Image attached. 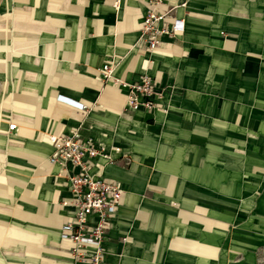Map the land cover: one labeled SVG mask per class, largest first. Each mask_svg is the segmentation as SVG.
Segmentation results:
<instances>
[{"label":"crops","instance_id":"crops-1","mask_svg":"<svg viewBox=\"0 0 264 264\" xmlns=\"http://www.w3.org/2000/svg\"><path fill=\"white\" fill-rule=\"evenodd\" d=\"M89 1L77 0L57 17L44 11L13 17L18 39L26 41L24 52L13 48V73L29 83L22 105L1 97L0 111L28 116L14 120L17 131L9 132L7 122L1 133L7 168L0 170V261L8 250L24 264H72L71 245L61 239L69 216L61 201L70 192L62 167L49 163L55 149L45 133L79 129L118 161L125 154L133 159L130 169L114 163L100 168L103 179L124 190L104 245L106 264H210L226 241L219 221L223 196L241 190L236 147L243 131L250 147L255 131L264 132V119H258L264 113V0H119L117 10L113 0H95L94 9ZM148 10H170V21L182 28L154 51L140 42ZM9 45L0 41L4 90L10 64L3 70L1 59ZM108 63L113 75L106 80ZM142 75L165 90L160 103L167 114L127 112V92L117 81L133 83ZM63 98L84 104L85 115ZM257 165L264 170V158L250 155V173ZM256 208H264V199ZM246 221L252 229L253 216ZM259 239L264 228L234 238L253 251Z\"/></svg>","mask_w":264,"mask_h":264},{"label":"built area","instance_id":"built-area-1","mask_svg":"<svg viewBox=\"0 0 264 264\" xmlns=\"http://www.w3.org/2000/svg\"><path fill=\"white\" fill-rule=\"evenodd\" d=\"M171 11L157 14L148 10L140 23V42L148 51H154L162 43L164 37L176 38L182 28L179 20L171 22ZM106 80L111 79L113 69L111 63L102 70ZM126 89V110L147 112L161 108L160 101L165 91L159 89L158 81L142 75L133 83L117 81ZM85 115L86 107L75 105ZM18 130L15 121L8 126L9 132ZM46 139L54 146L55 152L49 159L50 164L62 167L61 177L70 192V197L61 201L62 207L68 209L69 216L61 227V239L71 245L72 264H106L105 241L111 229L113 219L122 205L124 190L117 181L105 180L101 177L100 168L115 163V158L105 148L98 147L94 140L83 137L79 129L71 134H48ZM115 153L120 149L115 148ZM96 169L97 172L93 173Z\"/></svg>","mask_w":264,"mask_h":264},{"label":"rangeland","instance_id":"rangeland-1","mask_svg":"<svg viewBox=\"0 0 264 264\" xmlns=\"http://www.w3.org/2000/svg\"><path fill=\"white\" fill-rule=\"evenodd\" d=\"M91 4L90 9H94L95 0L89 1ZM161 3L160 1H155ZM79 2L77 0H0V34L3 35V38L0 41H10V45L8 50H6V57H2L1 62L3 66V70L6 69V62L8 61L10 64V81H7L6 89L4 90V81L3 78L0 77V98L3 100H7L10 104L13 102L17 103V105H22L24 102V92L25 87L28 85V81H26L23 77L21 80H16V72L13 73V48L17 49L18 52L25 51V43L26 41H22L18 38H22V35H19L14 29L13 17L18 13H31L44 11L46 16L49 18L57 17L58 11L68 12L72 10V8L77 5ZM119 0H113L112 6L115 10L119 9ZM211 4H216L215 1L211 0ZM212 12V10H210ZM210 12V14H212ZM70 19V18H69ZM221 37H230L232 34L221 32L219 33ZM21 36V37H19ZM63 37L62 34L59 36L50 35L51 39H59ZM175 39V38H174ZM19 63H24L20 58L18 59ZM20 66L15 67L17 70ZM4 75L5 72L1 71ZM14 77V80H13ZM165 91L164 89H162ZM164 100V97L163 99ZM161 100V101H162ZM161 108H157L156 111L167 114L169 112L168 108L163 107L160 103ZM9 110V109H7ZM7 110L2 109L0 111V140L1 133L3 131V127L6 126L7 122L17 121H26L25 113H9ZM129 112V111H127ZM258 119H264V113L258 114ZM254 132V130H253ZM257 133L256 138H252V146H249V137L245 135V132L242 133V141L241 145L237 146V151L241 152L242 155V165L239 171L242 174L241 177V190L239 193L235 194H227L224 195L226 201L223 202L222 208L220 209V213L223 215L219 217V221L224 225L222 229L225 232L226 241L222 243V249L220 255L210 260V264H258L257 262V252L260 247H264V240L259 239L257 242V247L253 251L249 242H237L234 240L236 235L251 233L252 235H256V232L262 230L264 227V208L261 210H254L253 206L256 203L261 202L264 199V170L257 165V167L253 170L255 172L250 173L249 168V156L264 158V132L259 129L255 131ZM49 134V133H45ZM0 149H4L3 145H0ZM126 156L122 158L120 161L115 162L114 164L121 166L125 169H130L133 164V159L129 154H125ZM0 157V170L6 169L5 160L1 161ZM254 162L252 165L254 166ZM251 170V171H252ZM252 204V206L246 207L245 204ZM261 207V206H260ZM249 214V216H253V224L252 229H249L246 226L248 217L244 215ZM18 221L13 218V224ZM113 224V223H112ZM17 225V224H16ZM221 231V232H223ZM120 241L126 242V239L120 238ZM250 241V240H249ZM252 241V240H251ZM20 247V246H19ZM18 250V249H17ZM15 250H13V253ZM252 252L253 261L250 263L247 262V255ZM225 254V256H223ZM4 259L0 261V264H24V260L20 257H14L13 254L9 255V251H5ZM261 264H264V256L262 258Z\"/></svg>","mask_w":264,"mask_h":264},{"label":"trees","instance_id":"trees-1","mask_svg":"<svg viewBox=\"0 0 264 264\" xmlns=\"http://www.w3.org/2000/svg\"><path fill=\"white\" fill-rule=\"evenodd\" d=\"M264 256V248L261 249L258 253V264H261L262 258Z\"/></svg>","mask_w":264,"mask_h":264},{"label":"bare ground","instance_id":"bare-ground-1","mask_svg":"<svg viewBox=\"0 0 264 264\" xmlns=\"http://www.w3.org/2000/svg\"><path fill=\"white\" fill-rule=\"evenodd\" d=\"M63 99H65V98H63ZM66 100H68L69 102H71V103H74L75 105H80V104H82V103H76V101H73L72 99H70V98H66ZM82 105H84V104H82Z\"/></svg>","mask_w":264,"mask_h":264}]
</instances>
